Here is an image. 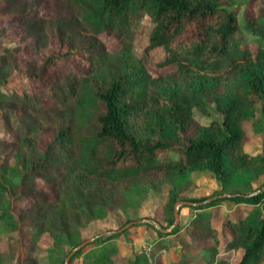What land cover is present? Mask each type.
<instances>
[{
	"label": "trees",
	"instance_id": "obj_1",
	"mask_svg": "<svg viewBox=\"0 0 264 264\" xmlns=\"http://www.w3.org/2000/svg\"><path fill=\"white\" fill-rule=\"evenodd\" d=\"M1 1L37 49L47 44L45 18L32 10L30 0ZM57 1L69 10L54 25L66 49L50 53L30 75L38 78L56 58L80 53L88 57V71L45 81L53 105L11 87L22 48L12 44L0 52V109L19 112L16 165L25 175H46L55 192L50 201L31 188L33 201L21 208L22 219L34 230L31 247L47 233L51 245L64 243L72 249L86 239L81 227L106 215L111 201L125 208L132 195L160 190L167 183L171 186L162 215L172 224L177 200L194 203L209 197L186 194L194 184L191 171L200 169L217 181L212 195H234L183 204L194 209L193 215L169 232L156 228L150 252L122 254L107 244L121 234L115 232L94 237L72 257L94 243L104 245L88 252L92 261L86 264H157L152 256L170 244L165 237L171 235L184 241L175 264H262L264 182L254 184L264 174V145L250 153L243 144L247 121L264 131V0L253 17L244 13L243 25L239 7L228 0ZM142 14L152 21L145 51L160 47L164 56L156 65L175 66L167 73L153 74L133 54L131 42L123 41ZM105 31L123 41L120 49L106 47L99 37ZM207 101L216 104L221 121L194 120L192 109L208 113ZM48 131L52 137L41 149L39 138ZM170 153L176 157H168ZM6 163L11 162L1 160L0 180L7 179ZM3 189L1 181L0 201ZM225 200L235 207L222 217ZM5 215L19 223L14 214Z\"/></svg>",
	"mask_w": 264,
	"mask_h": 264
},
{
	"label": "rangeland",
	"instance_id": "obj_2",
	"mask_svg": "<svg viewBox=\"0 0 264 264\" xmlns=\"http://www.w3.org/2000/svg\"><path fill=\"white\" fill-rule=\"evenodd\" d=\"M30 1L32 10L45 18V28L49 37L47 44L37 49L34 38L25 34L19 18L11 15L0 0V52L9 45L18 44L22 49L16 61V70L11 77V87L14 88L13 90H18L19 92L26 90L30 93L38 94L45 105H53L52 99L48 94L49 87L44 82L64 80L68 72L77 74L87 72L88 57L86 53H80L68 55L64 58H56L52 65L43 68L38 78L30 75L50 53H60L66 49L67 45L58 41L54 25L58 15L69 12L57 0ZM228 2L233 7H239L238 20L240 25H243L244 13L253 17L261 6V1L259 0H228ZM151 26L152 21L150 17L142 14L140 17L134 19L126 32L127 34L123 36V41L131 42L133 54L143 59L153 74H164L173 70L175 66L156 65V61L164 56V52L160 47L151 49L149 52L145 51ZM99 37L105 42L106 47L110 51H116L122 46L123 41L111 32H102ZM250 40L251 37L247 39L249 43ZM4 87L10 88L8 84H5ZM206 107L208 113L196 107L192 109V116L196 122L208 124L213 119L221 121L222 114L213 101H207ZM18 113L13 110L3 112L0 109V177L2 174L1 160L8 159L11 162L6 163L7 179L0 180V182L2 181L5 184V189L2 190L3 197L0 201V214L4 215V217H0V264H61V260H64L69 253L70 246L64 243L51 245V238L46 233L37 241L35 248H32L30 239L34 235V230L27 226L21 216V208L29 206L33 201L30 193L31 188L35 192L46 194L50 201L55 198V192L52 182L46 175H25L24 171L16 165L14 151L17 150L15 126ZM19 118H22V115ZM245 129L247 135L243 144L244 149L250 153L260 152L264 145V131H257L254 123L251 121L245 123ZM51 137L52 132L50 131L44 132L40 136L39 146L41 149L45 147ZM167 156L176 157V154L170 153ZM190 175L194 184L186 191V194L189 196H210L216 191L218 186L217 181L208 171L195 169L191 171ZM262 182H264V174L255 181V187L259 186ZM170 186L167 183L160 190L148 189L145 193L132 195L130 202L125 208H120L116 203L111 201L107 205L108 211L106 215L95 218L86 226L81 227L82 237L90 238L99 235L105 237L110 230L120 228L130 222L129 220H133L135 222L119 231L118 233L121 234L110 240L107 244L117 246L122 254H132L135 251L142 250L150 252L154 247L158 234L156 230L157 226L153 225L152 221L158 222L164 228L171 225L165 222L162 215L163 205L167 199ZM222 204L224 208L221 216L224 217V213H226L225 209H233L235 204L228 200L223 201ZM238 206L242 207V205ZM244 209L248 210L246 207ZM194 212V209L182 206L179 212V223L181 225L185 224ZM5 213L14 214L18 217L19 223L16 225L13 219L7 217ZM134 223L138 225H132ZM150 224L155 228L151 227ZM165 238H168L167 240L170 244L157 252L155 256H152V259L157 264H175L174 262L181 256V253L177 251L179 250L178 247L181 244L183 245L184 241L182 242L181 238L171 235ZM103 245L94 243L86 245L79 255L70 257L68 264H86V260L91 262L92 258L87 256L88 252L93 249L98 252ZM234 257L236 261V255ZM234 264L236 263L234 262Z\"/></svg>",
	"mask_w": 264,
	"mask_h": 264
},
{
	"label": "water",
	"instance_id": "obj_3",
	"mask_svg": "<svg viewBox=\"0 0 264 264\" xmlns=\"http://www.w3.org/2000/svg\"><path fill=\"white\" fill-rule=\"evenodd\" d=\"M259 189H257L255 192H258ZM234 195V193H231V192H221V193H217V194H214L212 196H209L207 197L206 199L204 200H200V201H197V202H191V201H188V200H177L175 203H174V220L172 222V224L167 227V228H164L162 227L158 222L156 221H152V224L157 226V228L163 232H169L171 231L175 226H177L179 224V221H180V213H179V207L180 205H183V204H201V203H204L206 201H211L213 199H216V198H224V197H230ZM148 220V219H146ZM135 221L131 220L130 222H128L127 224H125L124 226L120 227V228H117V229H112L109 231V233H115V232H119L121 231L122 229H124L126 226L130 225L131 223H133ZM105 233V232H103ZM108 233V234H109ZM94 239V237H90V238H86L85 240H83L81 243H79L78 245L74 246L70 251L69 253L67 254V256L65 257L64 261H63V264H68L69 260H70V257L72 256V254L75 253L76 250H78L79 248H81L82 246H84L85 244H87L88 242L92 241Z\"/></svg>",
	"mask_w": 264,
	"mask_h": 264
},
{
	"label": "crops",
	"instance_id": "obj_4",
	"mask_svg": "<svg viewBox=\"0 0 264 264\" xmlns=\"http://www.w3.org/2000/svg\"><path fill=\"white\" fill-rule=\"evenodd\" d=\"M234 207H235V205H234ZM234 207H233V209H234ZM223 208H224V206H223ZM233 209H230V210H226V209H225V212L231 211V210H233Z\"/></svg>",
	"mask_w": 264,
	"mask_h": 264
}]
</instances>
